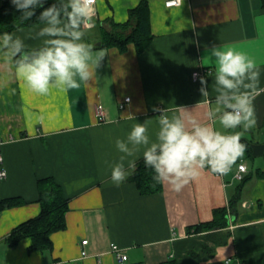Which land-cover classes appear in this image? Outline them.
Here are the masks:
<instances>
[{"label": "crops", "instance_id": "1", "mask_svg": "<svg viewBox=\"0 0 264 264\" xmlns=\"http://www.w3.org/2000/svg\"><path fill=\"white\" fill-rule=\"evenodd\" d=\"M140 1L97 0L86 40L107 55L96 78L78 89L34 94L14 66L0 59V138L7 140L8 170L0 181V200H21L0 209L2 264H158L171 258L178 264H264V177L241 190L240 211L229 219L231 235L225 243H216L208 232L188 230L229 206L241 181L236 178L240 162L247 165L245 175L264 173V93L253 101L255 126L234 130L242 133L246 151L227 175L205 169L179 192L164 182L161 191L142 194L130 176L116 186L104 163L118 160L115 140L125 138L136 122L150 119L149 134L155 138L160 113L154 109L211 123L205 113L216 106L215 65L207 55L214 45L235 46L255 58L264 87V38L257 36L253 22L264 14V0H183L174 7L148 0L154 37L143 52L134 43L125 51L100 47L105 21H127ZM40 26L10 33L35 46L39 41L28 37ZM206 69L194 79V71ZM200 77L207 80L208 97L200 92ZM127 96L131 99L121 108ZM100 104L105 119L97 113ZM214 126L222 130L218 122ZM140 159L142 154L136 164ZM44 177H53L68 198L66 227L52 233L49 250H31L30 238L9 247L5 238L11 230L40 212L38 179ZM112 244L127 259H119ZM204 245L212 252L202 251Z\"/></svg>", "mask_w": 264, "mask_h": 264}, {"label": "clouds", "instance_id": "2", "mask_svg": "<svg viewBox=\"0 0 264 264\" xmlns=\"http://www.w3.org/2000/svg\"><path fill=\"white\" fill-rule=\"evenodd\" d=\"M9 2L20 13L17 20L21 23L36 17L41 25L28 37L39 41L35 46L12 33H0V59L14 66L16 76L32 93L47 96L53 89L68 92L96 78V69L107 54L86 40L93 28L95 0ZM37 9H41L38 16ZM253 22L257 36L264 38V14L254 16ZM207 58L215 65L216 106L205 113L211 123L154 109L160 113L155 138L149 134L150 119L136 122L125 138L115 140L118 160L104 162L116 186L134 174L140 154L145 167L154 172L152 179L166 182L176 192L205 169L227 175L242 157L246 145L242 143V133L234 130H249L256 124L253 101L264 93L260 86L261 67L255 58L231 45H214ZM199 79L200 92L208 97L207 80ZM180 111L189 112L186 108ZM217 122L222 130L214 126Z\"/></svg>", "mask_w": 264, "mask_h": 264}, {"label": "trees", "instance_id": "3", "mask_svg": "<svg viewBox=\"0 0 264 264\" xmlns=\"http://www.w3.org/2000/svg\"><path fill=\"white\" fill-rule=\"evenodd\" d=\"M52 3V0H48ZM48 5L46 4L45 7ZM41 9H37V16ZM20 13L10 4L9 0H0V33L12 32L15 29L40 23L33 17L31 21L21 23L17 18ZM153 33L150 23V5L148 0H141L135 7L129 10V19L125 22L106 20L102 26V38L100 47L116 46L121 51L128 48L129 43H134L138 53L143 52L152 42ZM249 147V146H248ZM152 169L145 167L143 158L136 164L134 174L130 180L134 181L142 194H152L161 191L162 183H156L152 177ZM255 177H264V173L246 174L238 185V192L230 199L228 207L217 208L214 218L208 222H201L191 226L189 232H208L209 238L218 244L225 243L231 232L227 229L229 219L240 211L241 190L246 183ZM40 212L15 226L6 236L9 247H15L22 239L30 238L31 250H49L53 247L52 233L66 227V213L69 208L68 198L65 196L62 186L53 177L38 179ZM21 202L18 198L9 197L0 200V209L13 206ZM211 251L204 245L202 251ZM196 254V253H194ZM158 264H178L175 258Z\"/></svg>", "mask_w": 264, "mask_h": 264}, {"label": "built area", "instance_id": "4", "mask_svg": "<svg viewBox=\"0 0 264 264\" xmlns=\"http://www.w3.org/2000/svg\"><path fill=\"white\" fill-rule=\"evenodd\" d=\"M182 1L183 0H165V4L168 7H174V6L180 5ZM96 3H97V0H95L94 7H95ZM209 71H210L209 69H206L204 71L196 70L193 72V77H194V79H197L200 75L205 74L206 72H209ZM130 99L131 98L129 96H127L125 98V101L120 103V107L124 108L126 106V104L130 101ZM97 113L102 119H105V116H106L105 109L101 104L97 106ZM6 141L7 140L0 138V181L6 179L8 176V170L6 167L5 156L3 153V146L6 143ZM245 172H247V165L244 162H240L238 165V171L236 172V178L241 180L244 177ZM87 242H88V239L83 240L84 244H86ZM112 249L114 252H116V255L119 259H121V260L127 259V257H128L127 254H125L121 251L118 244H112ZM86 253L87 252L84 250L83 254H86ZM0 264H2L1 261H0Z\"/></svg>", "mask_w": 264, "mask_h": 264}]
</instances>
